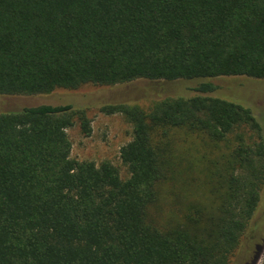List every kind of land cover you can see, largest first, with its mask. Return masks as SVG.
Listing matches in <instances>:
<instances>
[{
    "label": "trees",
    "instance_id": "obj_1",
    "mask_svg": "<svg viewBox=\"0 0 264 264\" xmlns=\"http://www.w3.org/2000/svg\"><path fill=\"white\" fill-rule=\"evenodd\" d=\"M225 76L264 79V0H0L2 96ZM215 89L101 109L132 125L127 180L71 157L84 108L0 112V264H230L264 214V126Z\"/></svg>",
    "mask_w": 264,
    "mask_h": 264
},
{
    "label": "rangeland",
    "instance_id": "obj_2",
    "mask_svg": "<svg viewBox=\"0 0 264 264\" xmlns=\"http://www.w3.org/2000/svg\"><path fill=\"white\" fill-rule=\"evenodd\" d=\"M213 83L212 94L227 101L250 107L264 126V79L225 76L217 79H193L175 81H152L139 79L113 86L85 85L76 90L57 89L41 95H0V112H14L40 105L84 108L91 119L92 133L85 136L77 122L67 129L72 143L71 157L79 161H93L100 164L110 161L119 170L123 180L130 177L129 169L123 164L120 149L132 140L133 128L121 114H107L101 109L108 105L129 104L149 108L155 101L165 97H188L200 94L198 88L204 83ZM177 137L185 138L183 132ZM185 146L179 145L178 149ZM204 165L199 163L196 171L197 186L191 198L202 200L206 197L203 182L206 180ZM180 189V185H177ZM186 197V194H185ZM171 198L167 191L164 205L169 206ZM264 203V202H263ZM180 213L183 211L182 206ZM260 248V250H257ZM261 246V247H260ZM264 262V214L261 208L256 212L230 264H263Z\"/></svg>",
    "mask_w": 264,
    "mask_h": 264
}]
</instances>
